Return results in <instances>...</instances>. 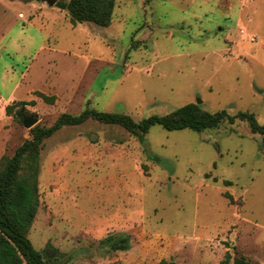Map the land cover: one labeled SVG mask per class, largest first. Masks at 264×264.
I'll return each instance as SVG.
<instances>
[{"label":"rangeland","instance_id":"374dc122","mask_svg":"<svg viewBox=\"0 0 264 264\" xmlns=\"http://www.w3.org/2000/svg\"><path fill=\"white\" fill-rule=\"evenodd\" d=\"M59 10L0 0V170L35 126L86 108L140 121L195 104L264 125V0H118L110 27L86 30ZM20 101L35 102L23 121L7 112ZM38 196L28 237L47 264H264V136L246 121L154 126L145 143L65 127L43 143Z\"/></svg>","mask_w":264,"mask_h":264},{"label":"trees","instance_id":"16d2710c","mask_svg":"<svg viewBox=\"0 0 264 264\" xmlns=\"http://www.w3.org/2000/svg\"><path fill=\"white\" fill-rule=\"evenodd\" d=\"M117 5L118 0H69L58 1L56 4L67 13L71 24H91L100 28L111 26ZM38 95L50 104L54 102V97L43 93ZM27 105H35V102H15L8 106L7 112L23 121ZM89 120L120 126L143 143L154 126H160L167 131L189 129L202 133L216 129L224 122L235 124L237 120L248 122L253 134L264 136V125L252 113L239 112L234 116L226 110L211 113L195 104L165 116L153 115L140 121L125 114L86 108L79 115H62L52 127L35 126L31 130L32 138L25 141L0 170V264H47L43 254L34 248L28 237L39 209L38 177L43 143L61 129L80 126ZM107 244L112 251L127 250L130 247V238L127 236L115 239L111 236L107 238ZM230 260L231 257L227 255L222 264H229ZM161 264L176 263L173 260H164ZM234 264L251 263L244 257H237Z\"/></svg>","mask_w":264,"mask_h":264},{"label":"water","instance_id":"95a60500","mask_svg":"<svg viewBox=\"0 0 264 264\" xmlns=\"http://www.w3.org/2000/svg\"><path fill=\"white\" fill-rule=\"evenodd\" d=\"M40 1H44L47 2L50 6H55L57 4V0H40ZM202 103V102H200ZM37 121H33L32 119L29 121L25 122V126L27 128H31L33 126V124H35ZM49 256H51V254H49Z\"/></svg>","mask_w":264,"mask_h":264},{"label":"crops","instance_id":"0c3cea01","mask_svg":"<svg viewBox=\"0 0 264 264\" xmlns=\"http://www.w3.org/2000/svg\"><path fill=\"white\" fill-rule=\"evenodd\" d=\"M65 1H69V0H65ZM40 2H42V1H40ZM57 2H58V1H57ZM52 7H55V6H52ZM42 9H44V7H42ZM59 11H63V10H59ZM64 12H65V11H64ZM68 20H69V17H68ZM69 23L71 24L70 20H69ZM71 25H73V24H71ZM79 25L84 26L83 29L86 30L85 27H86V26H89V25H91V24H83V25H82V24H79ZM77 26H78V25H74L73 28L76 29Z\"/></svg>","mask_w":264,"mask_h":264}]
</instances>
